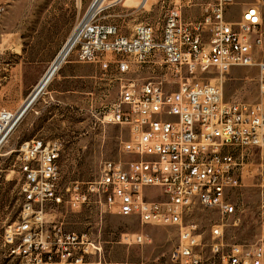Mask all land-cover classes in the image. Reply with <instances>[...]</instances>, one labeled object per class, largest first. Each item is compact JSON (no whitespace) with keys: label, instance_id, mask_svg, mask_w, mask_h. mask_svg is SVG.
<instances>
[{"label":"built area","instance_id":"1","mask_svg":"<svg viewBox=\"0 0 264 264\" xmlns=\"http://www.w3.org/2000/svg\"><path fill=\"white\" fill-rule=\"evenodd\" d=\"M12 1L0 0V26ZM98 1H90L52 64L66 50L64 62L72 57L113 76L118 98L106 111L102 107L101 123L119 122L128 138L121 141L120 158L103 163L94 182L66 188V201L60 143L40 137L22 142L15 150L22 201L16 221L1 236L7 255L20 264H101L102 247L93 234L65 232L48 218L52 207L66 202L72 211L94 205L101 213L135 217L141 226L176 227L167 261L139 264H264L261 166L254 242L228 243L224 236L227 226L241 222L237 191L246 157L264 158V61L255 62L264 39V3L245 6L235 21L230 20L234 0H210L196 19H185L184 6L174 4L161 29L140 23L125 35L100 19L105 8L125 0L95 7ZM254 65L257 104L224 102L221 88L201 79L204 73L223 77ZM135 70L150 75L126 78ZM154 74H164V82H154ZM22 107L0 109V151L25 114ZM196 207L218 215L208 244H202L197 225L186 222ZM145 242L143 233L132 236L134 244Z\"/></svg>","mask_w":264,"mask_h":264},{"label":"rangeland","instance_id":"2","mask_svg":"<svg viewBox=\"0 0 264 264\" xmlns=\"http://www.w3.org/2000/svg\"><path fill=\"white\" fill-rule=\"evenodd\" d=\"M91 0H13L0 26V109L16 110L30 96L57 54L64 47L75 25ZM210 0H153L140 3L125 0L100 13L103 22L116 25L129 35L134 26L148 24L161 29L166 11L174 4L184 6L185 19H196L199 7ZM256 0H234L231 21ZM110 0H106V6ZM264 3V0H262ZM264 61V39L255 54V62ZM71 66L76 79L51 80L25 112L21 121L0 151V264H20L7 255L1 241L3 230L16 221L22 197L19 192V145L33 138L58 141L61 145L60 188L63 194L73 183H90L99 177L103 163L120 158L121 141L126 140L124 126L104 124L102 107L109 109L118 98V82L103 76L98 66L76 63ZM88 75V76H86ZM150 75L135 70L126 76L131 80ZM256 66L233 69L225 76L204 73L201 79L222 90L223 101L259 103ZM264 109V104H263ZM101 113V114H100ZM264 172V158L259 153L246 157L242 188L237 191L242 212L237 227L224 229L226 242L252 244L257 234V208L260 193L257 174ZM66 201L67 196L64 194ZM51 220L65 232L93 234L103 251L101 264H139L166 262L174 247L176 227L141 226L135 217L101 213L94 205L72 211L64 202L49 211ZM218 215L212 210L193 208L186 222L197 225L202 244H208L210 229ZM143 233L149 242L132 243V236ZM127 236L128 240L123 241ZM206 246L202 251H206Z\"/></svg>","mask_w":264,"mask_h":264},{"label":"bare ground","instance_id":"3","mask_svg":"<svg viewBox=\"0 0 264 264\" xmlns=\"http://www.w3.org/2000/svg\"><path fill=\"white\" fill-rule=\"evenodd\" d=\"M105 1H106V0H99V1L97 2V4L95 5V7L103 6L104 3H105ZM142 3H145V2H142ZM65 54H66V50L63 51V52L60 54V56L58 57V59L56 60V62L54 63V65H52V66L50 65L51 68H50V70L48 71V73H47V75H46L44 81L42 82V83H44L43 87H42L41 90L37 93V95H36L35 97L31 96V97L29 98L28 102L31 100V102L29 103V106L31 105V103L34 102V100H35V99L38 97V95L42 92V90L44 89V87L49 83V81L51 80V78L54 76V74H55V72H56L58 66H60V64H61L62 62H64L63 59H64V57H65ZM48 69H49V68H48ZM46 72H47V71H46ZM154 82H164V74H154ZM39 87H40V86H39ZM39 87L36 89V91L39 89ZM36 91H35V92H36ZM35 92H34V93H35ZM23 105H25V104H23ZM29 106L25 109V111L29 108ZM22 108H24V106H23ZM24 113H25V112H24ZM112 124H114V125H119V122H112ZM11 133H12V132H9V133H8V138H9V136L11 135ZM126 240H128V238H127V236H124V237H123V241L125 242ZM125 243H126V242H125Z\"/></svg>","mask_w":264,"mask_h":264},{"label":"crops","instance_id":"4","mask_svg":"<svg viewBox=\"0 0 264 264\" xmlns=\"http://www.w3.org/2000/svg\"><path fill=\"white\" fill-rule=\"evenodd\" d=\"M74 62H72V61H66V62H62L61 64H60V66H58V68H57V70H56V72H55V74H54V76L51 78V80H53V78H57V79H67V78H71V79H76L77 77H79L77 74H74V71H73V69H71V66H69V65H71V64H73ZM51 64H52V62H51ZM51 64H49V65H51ZM50 67V66H49ZM86 76H88V75H86ZM50 80V81H51ZM49 81V82H50ZM47 86V85H46ZM36 100V99H35ZM34 100V101H35ZM25 103V102H24ZM23 103V104H24ZM23 104H21V106L23 105ZM33 103H31V105H32ZM30 105V106H31ZM21 106H19L18 108H20ZM30 106H29V108H30ZM17 108V109H18ZM28 108V109H29ZM27 109V110H28ZM26 110V111H27ZM25 111V112H26Z\"/></svg>","mask_w":264,"mask_h":264},{"label":"water","instance_id":"5","mask_svg":"<svg viewBox=\"0 0 264 264\" xmlns=\"http://www.w3.org/2000/svg\"><path fill=\"white\" fill-rule=\"evenodd\" d=\"M52 65H54V63L52 64ZM51 65V66H52ZM51 66L49 67V69L47 70V72L44 74V76L42 77V79L38 82V84L35 86V88H34V90L32 91V93L30 94V96L28 97V99L25 101V105H23L24 106V108H22V111L24 112L25 111V109L29 106V103L31 102V100L28 102V100H29V98L31 97V96H33V97H35L36 95H37V93L41 90V88L43 87V85H44V83H42L43 81H44V79H45V77H46V75H47V73H48V71L50 70V68H51ZM40 86V87H39ZM39 87V89L36 91V89ZM36 91V92H35ZM35 92V93H34Z\"/></svg>","mask_w":264,"mask_h":264}]
</instances>
